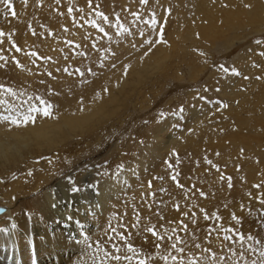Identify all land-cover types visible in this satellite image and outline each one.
<instances>
[{
  "label": "rangeland",
  "instance_id": "1",
  "mask_svg": "<svg viewBox=\"0 0 264 264\" xmlns=\"http://www.w3.org/2000/svg\"><path fill=\"white\" fill-rule=\"evenodd\" d=\"M199 1L0 2V86L12 92L0 91L2 116H19L40 97L52 115L34 122L47 126L77 102L108 99V111L67 127L82 131L78 144L42 155L37 145L20 149L32 153L29 176L50 180L26 194L0 192V221L13 227L18 211L31 212L49 183L70 174L98 186L130 174L125 188L101 192L96 215L76 212L96 240L74 244L75 264H264V30L249 32L251 16H237L241 0ZM235 22L244 28L229 29ZM161 27L164 42L155 43ZM164 72L181 79L152 85ZM131 98L135 106L121 115ZM23 168L3 160L0 188ZM30 248L21 261L37 262Z\"/></svg>",
  "mask_w": 264,
  "mask_h": 264
},
{
  "label": "bare ground",
  "instance_id": "2",
  "mask_svg": "<svg viewBox=\"0 0 264 264\" xmlns=\"http://www.w3.org/2000/svg\"><path fill=\"white\" fill-rule=\"evenodd\" d=\"M241 1L242 3H239L237 6V16L243 14H249L251 16L250 23L247 27L250 30L249 32L264 30V1ZM209 20L211 21L210 18ZM243 28L244 25L237 22L229 26L231 30H242ZM142 67L143 65H139V69ZM181 67H184L188 71L192 68L189 63H184ZM126 77V75H123V80L119 82L121 88H124V85L128 83ZM170 78L180 80L181 76L164 72L158 79L152 82V85H161V89L166 86V83H169ZM170 83L177 85L176 82L170 81ZM145 92L146 89L142 87L138 90L137 94L143 95ZM99 98H96L95 95L86 103L84 102V105L77 102L76 108L72 107V105L65 104V106L69 107L64 110V114L59 118L48 121L49 125L47 126H44L45 121L39 125L38 123L30 122L15 126L7 121L0 120V164L3 160L9 161L10 159L24 163V168L20 171L23 173V176L16 178V180L13 178L14 181L10 184L11 187L5 186L4 189L0 188V192H4V196H10L15 191L26 194L35 191L38 187L49 182L50 179L39 180L37 177L32 178L29 176L28 173L34 164V159L31 152H22L20 149L37 145L38 151L34 154L42 155L53 151L61 143H64V145H68L69 143L78 144L82 131L68 130L67 127L81 121L84 116H91L101 110L108 111L106 107L108 99ZM132 106H135L133 98L128 100L121 115L125 116L124 114L132 110ZM0 116H2L1 113ZM91 131L97 132L98 130ZM13 170L14 168H8L4 172L8 173ZM0 173H2L1 170ZM69 176L66 180L55 179L58 181H54L52 184L49 183L50 185L48 184L43 189V200L39 199L38 201L37 199V203L30 205L32 207L31 212L25 208L18 211L11 219L14 220L12 222V224H15L13 227H11L10 221H0V226H2L0 227L2 230L0 231V257L3 259V262L0 260V264H37L39 260L42 264H75L82 255L79 253L72 255L77 251L74 244L80 243L85 237L88 241L96 240V233L93 232L90 226L82 225L79 220L80 217L76 212L82 214L89 213L87 216L96 215L104 205L100 200V195L106 187L121 185L125 188V184L131 181V175L127 174L125 180L122 178L116 180L109 179L105 184L98 186V184L92 182L91 176L88 174L80 176L79 178H73L72 174ZM87 184L91 188L89 186L86 188L83 187ZM77 191L83 192L75 195ZM72 207H77L79 211L72 210ZM70 209L73 214L72 216L66 215V213L69 214ZM4 211L6 212V209ZM2 213L0 214L2 215ZM84 221L88 222L85 219ZM14 232L15 244L14 242L10 243L8 238L13 237ZM101 243L105 242L101 241ZM30 245L38 250L37 262L36 257L35 260L33 259L34 257L29 261L20 260L21 254L26 255L32 249ZM79 247L80 245H78ZM9 257L11 258V262L7 263Z\"/></svg>",
  "mask_w": 264,
  "mask_h": 264
},
{
  "label": "snow or ice",
  "instance_id": "3",
  "mask_svg": "<svg viewBox=\"0 0 264 264\" xmlns=\"http://www.w3.org/2000/svg\"><path fill=\"white\" fill-rule=\"evenodd\" d=\"M0 2H3L5 5H7L9 8H11L10 0H0ZM140 2L144 3L145 0H140ZM12 15L15 16L16 13L13 11ZM3 35H4V33L0 32V36H3ZM163 36H164V30H163V27H161L160 31L158 33V39L155 41V43H163L164 42ZM144 43L151 45L152 41L145 40ZM256 43L259 44V43H261V41L257 40ZM19 50L20 49L17 48V51H19ZM260 55H264V53H260ZM221 67L225 73H227L229 71L228 68H224L223 66H221ZM231 74L234 76L240 75V73L234 68L231 70ZM0 91L7 92L9 95H12V92L10 89H4L2 86H0ZM31 99L32 98L29 97V100H31ZM36 100L39 101V106H37L36 104H30L29 107L27 108L26 112L20 113L19 116H16V115L0 116V120L7 121V122H9L15 126H20L22 123L27 124L30 122H34L37 113H39L40 115H43L45 118H51L52 105L47 103L45 100H43L40 97H36ZM25 103H28V101H25ZM225 107H226V105H225ZM9 111L11 112L12 109H9ZM149 187H151V185H149ZM73 190H75V189H73ZM148 231L151 232L152 229H148ZM116 259H119V257H117ZM140 264H143V261H140Z\"/></svg>",
  "mask_w": 264,
  "mask_h": 264
},
{
  "label": "water",
  "instance_id": "4",
  "mask_svg": "<svg viewBox=\"0 0 264 264\" xmlns=\"http://www.w3.org/2000/svg\"><path fill=\"white\" fill-rule=\"evenodd\" d=\"M4 210H5L4 208L0 207V213L4 212Z\"/></svg>",
  "mask_w": 264,
  "mask_h": 264
}]
</instances>
